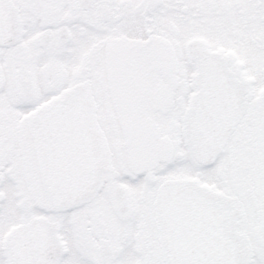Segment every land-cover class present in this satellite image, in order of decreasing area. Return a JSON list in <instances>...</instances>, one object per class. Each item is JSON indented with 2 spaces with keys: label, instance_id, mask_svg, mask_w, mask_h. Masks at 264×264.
Listing matches in <instances>:
<instances>
[{
  "label": "snow or ice",
  "instance_id": "obj_1",
  "mask_svg": "<svg viewBox=\"0 0 264 264\" xmlns=\"http://www.w3.org/2000/svg\"><path fill=\"white\" fill-rule=\"evenodd\" d=\"M0 264H264V0H0Z\"/></svg>",
  "mask_w": 264,
  "mask_h": 264
}]
</instances>
